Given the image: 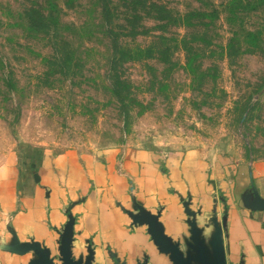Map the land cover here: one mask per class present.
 <instances>
[{
  "label": "rangeland",
  "instance_id": "obj_1",
  "mask_svg": "<svg viewBox=\"0 0 264 264\" xmlns=\"http://www.w3.org/2000/svg\"><path fill=\"white\" fill-rule=\"evenodd\" d=\"M125 146L216 155L220 198L264 193V0H0V178Z\"/></svg>",
  "mask_w": 264,
  "mask_h": 264
},
{
  "label": "crops",
  "instance_id": "obj_2",
  "mask_svg": "<svg viewBox=\"0 0 264 264\" xmlns=\"http://www.w3.org/2000/svg\"><path fill=\"white\" fill-rule=\"evenodd\" d=\"M30 164L19 183L15 173L0 178V264H28L33 256L31 251L10 250L13 233L20 241L37 240L55 248L69 213L75 218V257L85 256L90 245L92 264H172L146 224L133 222L129 212H136L138 204L158 212L164 232L179 240L181 248L190 234L187 208L206 237L226 213L222 237L227 263L264 264V210L219 197L228 167L216 155L191 150L169 156L125 146L83 160L43 151ZM238 172L235 188L248 182L243 167Z\"/></svg>",
  "mask_w": 264,
  "mask_h": 264
},
{
  "label": "water",
  "instance_id": "obj_3",
  "mask_svg": "<svg viewBox=\"0 0 264 264\" xmlns=\"http://www.w3.org/2000/svg\"><path fill=\"white\" fill-rule=\"evenodd\" d=\"M244 205L252 210H264V197L260 195L256 186L251 185V192L242 195ZM136 212L130 211L134 223L146 224L147 232L151 239L160 249L168 254L172 264H228L225 255L222 232L226 225V213L223 214L221 222H214V229L206 237L202 228L196 225L194 212L186 209L187 213L192 215L188 219L190 234L184 241V248H181L179 240H173L164 232L162 222L159 220V214L153 213L144 206L136 205ZM74 216L69 213L68 219L64 223L58 238L57 257L51 253L50 247L37 240L20 241L15 233L9 246L11 251L25 253L31 251L33 256L28 264H92L93 249L87 246L85 256L75 257L72 251L73 224ZM116 264H124L119 261ZM141 264H147L146 262Z\"/></svg>",
  "mask_w": 264,
  "mask_h": 264
}]
</instances>
